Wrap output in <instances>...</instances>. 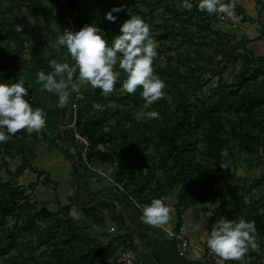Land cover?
<instances>
[{
	"label": "trees",
	"instance_id": "obj_1",
	"mask_svg": "<svg viewBox=\"0 0 264 264\" xmlns=\"http://www.w3.org/2000/svg\"><path fill=\"white\" fill-rule=\"evenodd\" d=\"M49 1L53 5L58 4L57 0ZM68 2L76 12L79 28L91 23L98 25L111 44L118 33L110 31L118 26L122 17L118 12H114L113 15L117 16L115 22L105 18L114 7H119L114 0H68ZM11 4L21 18L24 15L29 16L34 10L51 20L48 15L51 11L49 10L48 13L40 11L41 7L46 9V6L36 0H11ZM175 15L177 20L184 16L178 12ZM199 15L204 16V13ZM54 20L60 23V16ZM259 20H261L260 16ZM259 27L263 40L264 20L259 21ZM168 35L170 36L171 33L166 34L164 39ZM238 50L239 46L230 49L229 52ZM25 51L24 34L18 33L13 26L0 30V82L13 83L24 76L21 65ZM230 57L233 64L238 63L239 59L246 60L245 56L241 55L238 57L230 55ZM208 61L209 65L215 63L213 58H208ZM202 71L203 69L197 65L196 68H187L185 73L177 68L161 69L160 72L169 80L167 85L170 87L168 90L170 101L164 95L151 106L152 110L158 111L159 118L138 121L134 112L129 111L118 117L117 127L108 132H104L102 127L106 117L100 119L92 114L94 105H103L107 102L105 94L98 88L89 92L83 91L84 99L76 104L77 131L88 137L92 143L88 161L95 158L100 160L101 164H106L110 160L116 161L118 171L115 182L126 194L136 197L142 204L150 203L153 198H163L170 192L178 190L175 204L177 228L183 227V216L187 210L199 204L204 205L219 195V209L225 210L229 207L226 219L244 217L255 221L256 239L257 241L263 239L264 242V213H260L261 208L256 203L250 208L242 196L236 195L231 198L214 188V175L222 170L223 152L230 141L227 136L249 156L257 155L261 148V133L264 132V57L256 58V62L247 61L234 78L233 84L225 82L221 70L218 69L216 72L219 76L218 85L208 94L201 98L196 96V100L192 101V96L202 93L206 86L202 75L198 74ZM124 78L119 79L115 87L122 89ZM251 88L254 89L253 92H250ZM141 90L138 87L136 93H126L123 101L143 103ZM68 105L69 103L60 107L59 113H63ZM206 125H209V128L205 127ZM34 133L37 135L35 139L42 137L40 132ZM118 134L126 152L135 154L136 170L134 162L128 165L123 163L116 146L115 138ZM21 135L23 136V129L12 134L10 140L0 143V153L6 151L12 155L15 152L17 156L22 157L27 152L32 154V147L26 144L25 137ZM19 136L22 138L19 139ZM99 145L104 147L109 145V148L104 153L97 152ZM200 145L203 146L202 149ZM150 150L154 153L143 157ZM78 153L80 158L79 149ZM154 155H158L159 160ZM169 159L172 160V165L165 175L166 182H159L156 172L166 166ZM28 164L24 158L16 174L22 175ZM6 187L7 185L0 191ZM131 187L132 190L129 189ZM145 193L152 199L148 201L144 196ZM15 195L14 202H10L4 196L0 197V213L5 217L23 219V222L5 230V224L0 216V257L9 256L14 252L17 258H21L23 252L40 251L33 264H109L110 258L116 254V248H112L113 244L101 248L88 231L70 217L71 206L63 207L57 213L42 207L34 213V204L29 203V195L26 191ZM108 203L110 202L99 199L96 205L111 206V203ZM130 205L134 208L131 203ZM21 211L23 214H20ZM137 216H139L138 212ZM94 220L100 226L105 222L101 213L95 216ZM130 237L133 242L134 237ZM26 238L33 242L31 248L21 244L20 240ZM108 251H111L109 256ZM152 257L155 264H170L157 251H152ZM239 263L240 261H234V264Z\"/></svg>",
	"mask_w": 264,
	"mask_h": 264
},
{
	"label": "rangeland",
	"instance_id": "obj_2",
	"mask_svg": "<svg viewBox=\"0 0 264 264\" xmlns=\"http://www.w3.org/2000/svg\"><path fill=\"white\" fill-rule=\"evenodd\" d=\"M114 1L119 7L123 6V10L118 12L122 15L118 26L110 32L119 34L120 25L131 15H140L151 26V36L157 51V56L153 61V69L166 82L163 91L168 101H170L168 95L170 87L167 85L169 80L160 72L161 69L173 70L177 68L183 73L189 67L196 68V65L203 69L198 74L202 75L206 86L202 93L192 96V101H195L196 96L201 98L218 85L219 76L216 75L218 69L221 70L223 80L233 84L234 78L247 61L256 62V58L264 57V39L261 40L262 32L259 27V21L264 20V0H235V7L243 14V21L239 24L212 22L207 12H201L196 7L198 0H192L194 7L191 10L184 9L181 6V0ZM225 2H228V0H225ZM53 8L55 12L60 10L57 3H54ZM177 12L184 14L179 20L176 19L175 13ZM200 13H204V16H200ZM259 16L261 20H259ZM17 18L18 13L11 4V0H0V30L10 26L15 28ZM23 30L24 33L22 34L26 38V51L21 65L24 76L18 80H23L25 82L24 86L28 89L26 99H29L32 106L44 109L45 103L52 98V105L55 102L57 108L60 109L58 97L54 93L41 91V85L36 83V73L41 69L51 71L49 60L56 58L55 55L50 56L51 53H48L43 47L46 38L48 39L47 30L40 29L34 32L33 35L26 32L25 28ZM42 31H44L43 34ZM170 33L171 35L164 39V36ZM237 46H239L238 51L229 52L230 49ZM230 55L234 57L245 56L246 60L239 59L238 63L233 64ZM208 58H213L215 63L209 65ZM68 60L72 62L70 56ZM196 61L197 63H195ZM120 71V79H122L126 74L122 70ZM93 89L90 84H82L78 93H72V103L77 104L78 101L84 99L83 91L89 92ZM253 90L251 88L250 92H253ZM105 97L107 102L101 105L99 109L95 105L92 107L93 115L98 116L100 119L106 117V120L102 123L104 132L116 128L118 117L127 114L129 111H133L136 118V112L142 109L144 103L133 101L127 103L123 101L126 92L118 87H115V90L105 95ZM205 127L209 128V125ZM49 131L51 136H44L40 133L42 137L35 139L37 135L34 132L29 134L26 129H23L24 140L26 144L32 147V154L27 152L22 157L17 156L15 152L12 155L6 151L0 153V190L7 185L5 189L0 191V197L4 196L10 202H14L15 194L26 191L27 195L33 196L35 199L34 213L42 207L57 213L63 207L71 206L70 217L85 228L101 248L111 244H113V249L116 248V254H113L110 258L109 264H117L115 256L123 250L131 251L138 264H155L152 251H156V246L153 245V241H161L157 238L161 237L156 233L146 234L148 229L143 226L145 222L142 217L137 216L136 210L125 198V193L116 187L117 162L110 160L106 164H101L97 158L86 162L81 157L79 158V148L75 144H69L71 143V140H68L71 136L69 132L66 133L68 143L65 148L56 128L53 130L51 127ZM21 136H19V139L23 137ZM29 138L32 139L29 140ZM227 138L230 141L223 152L222 170L217 171L214 175V188L221 194H226L231 198L236 195L242 196L250 208L256 203L261 208L260 213L263 214L264 132L261 133V148L255 156L247 155L230 137L227 136ZM115 140L123 163L128 165L134 162V169L136 170L135 154L126 152L120 134L116 136ZM104 148L107 150L109 145ZM200 148L202 149L203 146L200 145ZM153 153L154 151L150 150L143 157ZM154 156L159 160L158 155ZM24 158L29 163L28 167L22 175H17L18 168L23 164ZM171 165L172 160L169 159L166 166L157 170V181L166 182L165 175L168 174ZM129 189L132 190V187ZM177 194L178 190H174L164 197L168 200L166 202L170 208L171 218L163 225L169 229H175L177 224L175 215ZM144 196L148 201L152 199L146 193ZM99 199L110 202L111 204H108L111 206L96 205ZM219 205L220 196L217 195L204 205L199 204L187 210L188 213L193 214L192 219H199L205 237L203 242H199L197 245L192 240L193 247L190 251L196 250L200 258L205 261V253L209 251L206 241L210 231L221 219L227 218L229 207L221 210ZM124 211L127 213L125 214L128 219L125 217ZM99 213L103 215L105 221L101 226L96 224L94 220V217ZM20 214H23V212L21 211ZM0 216L5 224V230H9L23 222V219L18 220L12 216L5 217L3 213H0ZM196 223L197 220H186L185 228L188 230L191 239ZM154 230L161 232L164 236L162 239L170 242L179 255L176 242L172 241L160 229L154 228ZM130 236L134 237L133 242ZM118 238H123V240H118ZM20 242L28 248L33 246V242L29 238L21 239ZM257 242L260 246L259 249H250L239 264H264L263 239H258ZM110 254L111 251H108L107 255ZM39 255L40 251L35 253L26 251L23 252L21 258H17L16 253L13 252L9 256L0 257V264H33L34 259Z\"/></svg>",
	"mask_w": 264,
	"mask_h": 264
},
{
	"label": "clouds",
	"instance_id": "obj_3",
	"mask_svg": "<svg viewBox=\"0 0 264 264\" xmlns=\"http://www.w3.org/2000/svg\"><path fill=\"white\" fill-rule=\"evenodd\" d=\"M184 9L194 7L192 0H181ZM196 7L201 12L216 13L221 19L232 16L235 0H198ZM123 6L114 7L106 14V19L117 20L114 12H120ZM151 26L140 15H131L126 19L112 40L105 38V32L98 26L83 25L79 30L65 29L54 44L59 50L65 48L63 61L49 60L51 71L39 70L36 83L41 91L54 93L58 97V106L69 103L73 92L78 93L82 84H90L108 95L115 90L121 71L126 74L121 88L126 93L140 95L144 103L136 112V119L144 121L159 118V113L151 106L164 96L166 82L154 72L153 61L157 56L155 42L151 36ZM71 61L69 62L68 57ZM23 80L13 83L0 82V143L12 138V134L21 129L31 134L39 133L46 125V114L41 107H33L26 99L28 89ZM96 108L101 105L96 104ZM142 219L153 226L170 220V208L162 198H153L150 203L141 206ZM255 221L244 217L221 219L207 237L208 248L223 261H240L246 253L258 250Z\"/></svg>",
	"mask_w": 264,
	"mask_h": 264
},
{
	"label": "built area",
	"instance_id": "obj_4",
	"mask_svg": "<svg viewBox=\"0 0 264 264\" xmlns=\"http://www.w3.org/2000/svg\"><path fill=\"white\" fill-rule=\"evenodd\" d=\"M57 2L60 8L58 16H60L61 30L62 31H64L65 29L79 30L80 28L76 22V12L70 6L68 0H57ZM208 16L212 22H225V23H230V24H239V23H242L243 21L242 12L236 7L234 9V14L232 16H225L223 19H221L216 13L209 14ZM15 25H16L15 30L18 33L24 32L23 30L24 19L23 18L18 16ZM76 110H77L76 104H73L72 100H70L67 109L63 113L58 114V118H57L58 124L56 126V130L59 133L60 137L62 138V141L64 142V147L66 148V144L68 143L67 141L71 140V143L69 144L77 145L80 151L81 159L87 162L89 160V156L91 153L92 143L88 137L81 135L77 131ZM68 132L71 134V136L67 140L66 133ZM40 133L43 134L44 136H51V132L49 131L48 123H47V115H46V125L40 131ZM98 151L102 153L106 152L104 145H99L97 148V152ZM115 185L122 192H124L123 189L118 184L115 183ZM125 196L128 199L129 203L133 205V207L137 210L139 215L142 217L141 206L144 204L139 202L138 199L132 195H128L125 193ZM162 199L167 204L166 201L168 200L164 197ZM29 203L31 205L35 203V199L33 196L29 195ZM147 226L149 227L151 226V228L153 229L154 228L160 229L172 241L176 242L180 257H185L187 253L190 251L191 247H193L191 236L185 227H181V228L175 227V229H169L165 227L163 224H160L157 226L147 224ZM205 258L209 264H234V261H231V260L223 261L221 257L214 254L210 249L208 253H205ZM115 260L117 264H138L132 252L129 250L120 251L115 257Z\"/></svg>",
	"mask_w": 264,
	"mask_h": 264
},
{
	"label": "crops",
	"instance_id": "obj_5",
	"mask_svg": "<svg viewBox=\"0 0 264 264\" xmlns=\"http://www.w3.org/2000/svg\"><path fill=\"white\" fill-rule=\"evenodd\" d=\"M36 1L46 6V9L45 7H41L42 9H40V11H42L43 13H45L46 11L48 13L49 10L51 11V14H48L51 20H48L44 16L40 15L41 14L40 12L38 13L33 10L32 12H30L31 16L29 14H28L29 16H25V15H24L25 17L23 16L24 28L27 30L26 32H28L31 35H33L34 32H37L40 29L47 30L46 32L48 34L47 35L48 39L46 38V41L44 42L43 47H45L48 53L49 52L51 53L50 56L55 55L57 60L63 61L65 59V54L67 50H65V48L63 47L57 50L54 47V44H55V41L58 35L62 32L60 23L54 20L58 16L60 10L58 12H55L53 8V4H51L49 0H36ZM43 33L44 31H42V34ZM45 104L46 106H44V112L47 115V123L49 124L48 128L52 127L54 130L58 124L57 118H58V114L61 108L58 109L55 102H54V105H52L53 104L52 98L48 99L47 103ZM188 212L189 211H186L184 213L183 226L184 227L186 226L187 219H189V221L197 220L196 226L194 227L195 229L192 231V235H193L192 240L197 245L199 244V242H203V239H205L204 232H203L204 229L202 227V224H200L199 219H192L193 214L188 213ZM175 215H176V210H175ZM187 215L188 216L190 215L191 217H188ZM143 226L148 229L146 231L147 235L156 233L157 235L161 237V238L157 237L158 239H161V241H155V242L153 241V245L156 246L155 248L156 251L161 255V257L166 262H169L170 264H209L207 260L205 261L203 258H200V255L196 253V250L190 251V253L187 254L185 257H180L175 247H173L170 242H167L164 239H162V237L164 236L161 232L154 230L153 228L147 226V224H143Z\"/></svg>",
	"mask_w": 264,
	"mask_h": 264
}]
</instances>
